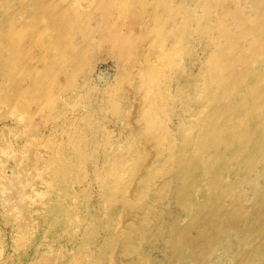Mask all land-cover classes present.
I'll list each match as a JSON object with an SVG mask.
<instances>
[{
  "label": "rangeland",
  "instance_id": "obj_1",
  "mask_svg": "<svg viewBox=\"0 0 264 264\" xmlns=\"http://www.w3.org/2000/svg\"><path fill=\"white\" fill-rule=\"evenodd\" d=\"M181 1L0 0V264H239L264 251V139L232 141L228 117L230 135L217 128L198 34L222 25L244 56L264 34L242 26L264 17L226 0L196 23L204 8ZM224 57L213 85L248 116L264 55L238 91L239 60Z\"/></svg>",
  "mask_w": 264,
  "mask_h": 264
},
{
  "label": "bare ground",
  "instance_id": "obj_2",
  "mask_svg": "<svg viewBox=\"0 0 264 264\" xmlns=\"http://www.w3.org/2000/svg\"><path fill=\"white\" fill-rule=\"evenodd\" d=\"M180 1V0H179ZM181 2H184L182 0ZM229 2H226V0H191V5H194L195 7L202 6L204 8L203 14L200 18L196 19V23H202V21H207V12L212 7H220L228 10L229 5H227ZM253 9L258 12L261 16L264 17V0H254L253 2ZM187 16L189 19L193 20V17L190 13H187ZM231 20L234 22V25L239 27L240 29V15L238 12L235 13V15L232 16ZM194 21V20H193ZM195 22V21H194ZM200 40L204 42L205 46L208 50V58L206 61V76L207 80L206 83L209 85L207 88L210 90V96L212 98L213 103V113L214 117L213 119L216 120L218 126L217 128L222 131V133L226 130V124H222L225 117H228L231 123V128L235 130V133L233 134V138H235L239 143L240 140L243 141L245 139L255 137V143H259L258 140L264 139V116L262 117V121H260V124L250 129L251 124H248V121H251L250 118L258 113L262 114L264 113V92L262 91V88L258 87V83L256 82H248L247 88L252 90L251 94V101L252 103H249V105L245 108V111L248 116H243L244 114L240 111V101H244L245 99L233 98L230 100L229 96L225 97L223 99L222 93L224 92V88L226 87V83H217L213 85V77H217L218 79H223L225 77L224 69L225 65L228 64V62L225 60L224 54L227 52H230L234 58H237L239 60L240 69L234 70L235 71V77L231 79V77L228 78V81L230 84H232V88L236 89V91L240 90V76L246 77L251 76L254 77L258 75V72L256 70H253L250 67V57L253 53H262L264 55V44L260 43L257 45V48L253 49L251 53H246L244 56H240V53L243 54L244 47L240 48V45L236 44L234 34L230 32L229 29L225 28L222 25H219L216 32H212V30H208L206 32L200 31L199 33ZM242 34H248V35H260L264 34V24L259 26V30L256 28H252L249 26H242ZM216 35V44L213 40H210V36ZM222 38H226L227 41L223 43L221 41ZM208 39V40H207ZM198 42V40L196 41ZM200 42V41H199ZM229 68L232 69V64L229 65ZM232 73V72H231ZM230 73V74H231ZM255 90H258V92H263L262 94L258 95L255 94ZM220 95V96H218ZM231 101V108L232 112L229 115L227 112V107L229 106ZM245 107V105L243 104ZM261 128V129H260ZM260 129L259 131H257ZM257 131V132H255ZM230 135V133L224 132V137ZM260 201L264 203V194L260 196ZM253 217L256 218L257 216H254L251 213L242 214L241 218H249ZM264 264V251L256 252L251 255H249L244 261L239 264Z\"/></svg>",
  "mask_w": 264,
  "mask_h": 264
}]
</instances>
